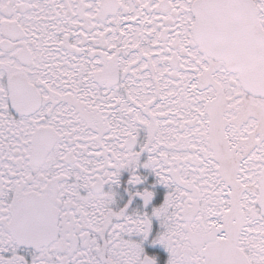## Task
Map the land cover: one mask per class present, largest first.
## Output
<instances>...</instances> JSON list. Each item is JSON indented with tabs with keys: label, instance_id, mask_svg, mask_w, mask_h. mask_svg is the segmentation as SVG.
<instances>
[{
	"label": "snow or ice",
	"instance_id": "obj_1",
	"mask_svg": "<svg viewBox=\"0 0 264 264\" xmlns=\"http://www.w3.org/2000/svg\"><path fill=\"white\" fill-rule=\"evenodd\" d=\"M0 264H264V0H0Z\"/></svg>",
	"mask_w": 264,
	"mask_h": 264
}]
</instances>
